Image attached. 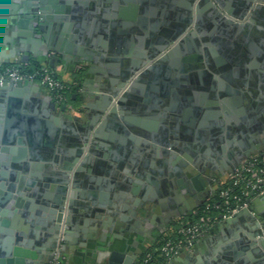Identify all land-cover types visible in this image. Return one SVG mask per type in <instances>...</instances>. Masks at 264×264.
Masks as SVG:
<instances>
[{
	"label": "water",
	"instance_id": "1",
	"mask_svg": "<svg viewBox=\"0 0 264 264\" xmlns=\"http://www.w3.org/2000/svg\"><path fill=\"white\" fill-rule=\"evenodd\" d=\"M128 1L121 0V3L126 5ZM140 1L142 3L145 0ZM36 2L38 6L36 5L35 11L27 13V15L33 16L32 19L36 21L34 32L38 29L43 31V25L53 20L52 16L48 15L47 17L48 11H50V14L52 12L57 14L58 12H64V14L68 12V18L66 16L61 18L67 21L62 25V35H65V37H68L70 29L79 32L77 29L82 22L81 9L82 7L89 8L92 5L87 0H83V3L82 0L81 2L80 0L76 2L75 0H36ZM111 3L113 5L112 0H99L100 7L103 8L108 7L107 5ZM228 4L234 7L239 6L244 13L239 17H232L231 15L226 17L221 12L226 7L221 0H186L185 8L190 14L191 12L195 14L194 16L191 15L185 27L180 29L179 34L165 33L164 31L163 38L159 42H149L147 53L142 55L130 54L131 58L124 59L127 63L126 65L123 63L122 66L124 69V72H122L123 81L119 82L107 75L104 76L103 85L97 89L99 93L96 95L88 93L89 90L85 87L88 82L91 83L92 81L84 79L83 84H81V87H84V92L81 93L83 97L82 104L76 109L75 106L68 104L58 105L51 97H47L48 109L42 113L35 106L22 103L25 93L34 91L39 95L40 88L37 84L28 81L17 84L9 82L0 84V161L6 167L4 168L6 173L2 174V178L0 177L4 182L0 186V264H38L43 260L42 255H40L41 250H53L56 247V240L61 241V239L66 243L73 244L71 236L79 235L80 231L86 233V229L90 225L94 226L96 219L104 220L100 224L103 225L102 229L104 231L101 241L106 243V248H102L103 250L99 246L96 247L97 262L105 258L108 259L109 264H124L127 253L111 249L115 244V240L127 242L124 230L130 228L127 225H130L132 221L134 222L132 218L137 217L138 214L142 215V213L147 215L153 207L158 211L159 206H164L163 201H158L148 192L147 186L144 185L142 188V185H140L139 188L134 189L133 194L141 196L142 200L137 201L130 211L127 206L120 208L123 214L118 215L115 213V216H118L119 219L117 222H113L110 218V215H112L111 208L112 206L117 207L113 200L117 198L116 196L111 197L104 193L103 190L98 192L97 188L92 186L93 184H98V181L90 176L93 171L100 175H112L114 173V170H112L114 169L113 165H108L102 158H98L104 156L103 153L98 151V148H103L102 143L89 141L87 136H83V139L78 138V134L75 133L76 140H70L69 145L72 150L67 152L68 156H66L65 160L61 161L54 158L56 153L62 152L56 148L57 145L60 144L61 146L68 140L61 135V128L67 133V128L71 127V124L78 119L73 111H82L91 107V105L86 103L88 99H96L94 109L98 116L106 114L116 118V113L119 111L122 114L126 108L125 99L121 97L122 90H127L126 94L131 91L137 93V91L140 90L139 92H141V89L143 90L145 87L147 93L148 90H152L151 85L156 84L159 78L164 77L166 79L165 88L163 89L166 93L164 95L161 94L164 100L147 93L146 96H153L158 100V104L155 102L153 106H150L151 100L141 99L144 102L142 109H149L148 113L153 110L152 113L154 115L158 114L166 125L162 134L158 136L163 142V154L167 157L165 161L166 167L173 169L172 172L164 174L163 184L165 185L164 194L166 196L170 195L167 188H169L173 196H176L179 192L187 194L191 184L196 188L199 187L200 178H193L188 172L191 170L190 164L197 165L198 170L203 173V168L207 166V162H204L203 159H197L198 161L189 160V163H187L183 161L181 156H178L184 155L181 147H184L187 152L191 149L190 144H185V141L192 140L190 139V134L194 136V140L205 144L204 146H201L200 143L197 145V147H202V152H206L208 150L207 145H209L215 148L219 155H223L227 152V149L231 150L235 146L234 141H227V139L233 140L232 135H238L241 130L230 132L231 115L226 112L224 116L219 109L218 101H215L213 106H208L210 109L207 107L205 109L203 107L197 108V110L194 109L197 120L192 118L189 121L187 118L188 111H185L183 115L179 114L178 110L181 104L178 103L176 105L171 96V92L175 87H181L184 82L187 83L188 76L199 78L205 75L207 72L205 64L210 66L211 71L216 72L210 64L207 49L204 55L202 48L198 47L197 50H194L192 47L193 43L189 40L190 36L196 37L195 31H200V15L202 12L206 9L213 10L216 21L232 25L235 31L244 28V24L248 20H246L248 13L251 12L250 22L254 21L259 13H264V0H234ZM114 5L116 7L119 6V1H115ZM171 9L173 11L176 8L172 5ZM131 10L132 7L127 5L121 7L119 13L124 19H130ZM99 12L101 11H98V14ZM102 12H108V10ZM147 12L150 13L149 9H147ZM98 20L93 22L96 23ZM126 24L128 25V23ZM126 24L122 23V26H126ZM248 26L250 25L248 24ZM186 27L193 28V30L186 34ZM31 28L33 29V27ZM145 31L143 29L144 35ZM134 36L135 34L132 37L130 35V42L137 43V40H143L140 36ZM146 37L149 38L148 34L145 35ZM121 43H123V38L120 37L118 39V50L116 51H113V45H115L113 41L109 45L104 44L102 52H105V49L108 48L111 54H125V51L121 50ZM126 44L129 45V42ZM197 45L200 46L199 42H197ZM186 46H188L191 56L182 58L181 55L183 53L181 51H185ZM50 52L54 53V56L51 57L52 63L54 61L58 63L60 56L66 63L68 62L63 46L62 48L56 47ZM139 59H146L144 63L146 68L144 75L146 78L144 80L136 77L141 67L140 63L138 64L140 62ZM52 63L51 66L54 68L55 65ZM89 73H92V69L89 70ZM131 81H133L132 85L128 86V82L131 84ZM197 82L200 83L199 81ZM116 86H119V88L116 89ZM182 87L184 86L182 85ZM154 89L155 91L158 90L155 87ZM169 90H171L170 93L167 92ZM126 94L124 96H127ZM73 99H75V96H73ZM183 100L187 104L186 98ZM215 100L217 99L215 98ZM224 102L225 100L222 99L223 105ZM254 104L258 112V116L255 115V118L258 117L259 120L256 127H251L250 130L247 129V118L242 116L239 124L242 129L246 128L241 131L242 134L257 143L260 137L264 136V101L259 99ZM222 107L227 111L226 107ZM224 117H226V121ZM87 122L90 123L91 118ZM211 124L215 126V130H207ZM145 126L147 127L145 130L146 141L140 144L144 149L137 148L141 152H145L147 149L152 150L155 147L150 143L151 126L147 123ZM88 127L90 128L91 125ZM210 131H212L213 135ZM95 136L99 138V132ZM131 139L134 140L133 137ZM174 141H177L180 148L173 145ZM128 145L131 149L129 153L133 157L131 162L137 167L139 165L138 159H135L137 149L131 143ZM11 146L12 148H10ZM170 149H172V152H170ZM8 153H10V158ZM11 153H13L14 159H11ZM178 163L181 165L179 172ZM106 166H110L109 170L104 169ZM10 168L12 171L8 173L7 171ZM31 169L32 171L34 170L33 173L30 172ZM139 176L145 178L144 174ZM183 176L189 179V181L187 180L188 184H185V186L182 184L183 182L179 181V178ZM148 181L150 182V179ZM176 189L178 190L176 191ZM141 190L143 194H141ZM35 201L39 206L35 205ZM116 201L119 200L117 199ZM261 203L264 204V195L255 199L257 206ZM244 217H248L252 224L250 225L249 236L237 241L235 248H229L230 250L224 256L228 262L220 260L221 255L217 254L218 258L213 260L214 263L219 260L222 264H264V211L260 213L257 208L251 207L226 220L219 216V219L223 221L221 229L226 231L232 225L238 226L239 221H242ZM110 224H113L115 228H109L108 225ZM83 227L84 229H82ZM160 231L163 232L162 230ZM109 235L113 236L112 240H110L111 242L107 241ZM234 237L238 239L239 233H236ZM84 243L86 244V240ZM239 248L240 250H238ZM63 257L64 253L59 257L60 264H66V259ZM180 257L183 259V256ZM84 260L89 261L90 258L84 255ZM178 261L176 257L171 264H179ZM130 262L131 260H129L128 264H133Z\"/></svg>",
	"mask_w": 264,
	"mask_h": 264
},
{
	"label": "crops",
	"instance_id": "2",
	"mask_svg": "<svg viewBox=\"0 0 264 264\" xmlns=\"http://www.w3.org/2000/svg\"><path fill=\"white\" fill-rule=\"evenodd\" d=\"M76 1L77 0H75V2ZM118 1L120 7L127 6V3L125 5V3H121V0ZM221 1L226 6L221 10L226 17H230V15L232 17H239L244 13L239 6L234 7L228 4L234 0ZM95 2L94 0L90 2L92 7H83L81 9L80 16L83 20L79 24L80 26H78L77 31L79 32L70 29L68 37H65V35H62V25L67 21L61 18L65 16L68 18V12L65 14L64 12H58V14L52 12V14H50V11L47 10V17L50 15L53 20L43 25V31L38 29L34 32L36 21L32 19L33 16L27 15V13L35 11L36 5L38 6L36 0H0V66L16 62H20L23 65L38 64L41 68L49 67L61 80L68 84H72L75 81L74 71L77 69H84V76L81 82H78L76 85L78 87L77 93H73L71 96H75L77 100V103L71 104V106H75V109L76 107H80L83 100L81 93L84 92V87H81V84H83L84 79L92 81L91 83L88 82L85 88L92 89V91L96 92L97 83L104 78L101 72L106 70L107 66L110 64V61L106 59V56L102 52L104 48L103 45L109 44V30L105 32L99 29L97 22H93L98 19V16L96 18L93 16L92 22L91 20L89 21V19L86 21V18H88V16L90 17V14L92 15L91 12L94 9V12L97 10L101 11L99 14L97 12L100 17L105 14L106 18H110L111 16L114 17L115 11L110 9L111 7H99L97 2ZM174 2L182 7L186 6V0H172V4H174ZM104 10H108V12H102ZM20 12H22V14H20ZM250 13L246 15V20H248L245 22L244 28L237 29L236 31L232 25L219 22L218 20L216 21V16H213L211 19L210 24L213 27V31L210 34L212 35L211 40L206 44V49L210 57V64L216 72L211 71L210 66L205 64L208 73L206 72L205 75L199 78L196 76H188L187 83L184 82V84H182L184 87H182V85L181 87H175L171 92L173 102L176 103V105L178 103L181 104L178 110L179 114L183 115L185 111H188L187 118L189 121H191L192 118L197 120L194 109L197 110V108L202 107L204 109L206 107L210 109L215 101H218L219 109L224 116L226 112L231 115L230 132L233 130L243 131L245 127L242 129L239 124L241 116L247 118V129L250 130L251 127H256L259 120L258 117L255 118V115L258 116V112L254 103L255 101L258 102L259 99H263L264 101V13H259L252 22L249 21ZM248 24L250 26H248ZM81 26L82 28H80ZM31 27H33V29ZM89 27L92 28L90 29ZM62 46L65 48V57L68 59V62L66 63L60 56L58 63L57 61L52 63L51 57L54 56V53L50 52V50L56 47L62 48ZM51 63L55 65L54 68H52ZM91 69L92 73H89ZM39 88V95L34 91L25 93L24 97L28 99L24 98L22 103L35 106L40 112L44 113L48 109L46 98L51 97L54 102L55 100L48 90L40 86ZM184 98H186L187 104L184 102ZM215 98L217 100H215ZM222 99L225 100L224 105L222 104ZM95 102V98L88 99L86 103L91 105V107L82 111H73L74 115L78 117V119L71 124V128L76 134L80 132L79 129L82 123L96 114L94 109ZM222 106L226 107L227 111H225ZM144 118L145 119L142 121L149 124L157 131H161V128L166 126L158 114H149ZM224 120L226 121V117H224ZM102 125L105 126L104 123L99 124L100 127ZM211 125H209L207 130H215V126ZM241 131L238 135H232L233 140L227 139V141H234L235 146H233L231 150L227 149V152L223 155H219L217 150L209 145H207L208 150L202 152V147H197V145L198 143H200L201 146L205 144L194 140L193 135L190 136L192 140L186 142L191 146L187 155L193 162L198 161L197 159H203L204 162H207V166L203 168L204 172L201 173L197 165L190 164L193 178H200V181L199 189L191 184V188L188 190L189 192L187 194L179 193L178 196H166L164 194L165 185L163 184L165 176H161V174L160 176H153L150 172V170H152L156 173L159 171L163 173V169L165 171L167 168L162 164L165 158L157 159L146 155L147 159L144 158L145 161L142 158L138 159V162H145L148 164L150 169L146 170V173L148 177H153V179L157 181V184L152 180L149 182L141 179L139 175H136V169L134 171L132 170V172L130 169L126 168L124 171L127 174H125L124 171H115L112 175H100L95 173V171L90 174V176L97 179L98 185L100 184L99 186H102L104 193L111 197L116 196L119 200L116 201L117 199H113L116 206L124 204L130 211L137 201L142 200L141 196L134 195L133 192H126L120 187V185H122V177H127L137 184L142 183L139 184L142 185V188L144 185L147 186L148 192H150L155 199L160 202L163 201L164 203L163 207L159 206L158 211L153 207L149 210L147 215L146 213H142V215L138 214L137 217L132 218L134 222L132 221L130 225H127L128 228L130 227L128 230H124L126 231L125 235L127 237V242L124 240H115V244L111 249L127 253L124 264H128L129 260H131L130 263L136 264L143 251L153 246V243L162 233L165 234L170 228L177 227L180 224L190 223V220L187 219L188 216L194 211V208L209 201L215 196L220 181L228 177L237 167L241 166L251 157L264 152V136L260 137V140L255 143L251 138H246L245 134H242ZM103 133L106 134L105 138L107 139L105 149H108V152L115 150V148L112 149L108 143V140L111 138L109 137V133L106 132V128H104ZM103 133L102 135L104 136ZM210 133L213 135L212 131H210ZM61 135L68 140L61 146L60 144L57 145L56 148L58 150L60 149L62 152L59 154L56 153L54 158L62 161L68 156L67 152L72 150L69 143L71 138H74V135H70L68 132L66 133L63 128H61ZM123 138L116 137V145L120 143ZM10 148H12V146ZM12 154L13 153H11V159H14V155ZM8 157L10 158V153H8ZM102 159L107 164L112 162L106 159V157H102ZM235 164L237 165L235 166ZM0 165H2L0 166V177L2 178V174L6 173V169H4L6 167H4L2 161H0ZM11 171L12 169L10 168L7 172L10 173ZM30 172L33 173L34 170L32 171L31 169ZM165 172H168V170ZM3 183L4 182L0 179V186ZM98 185L93 184L92 186L97 188ZM97 191L100 192L101 190L97 189ZM167 191L169 192V188H167ZM141 194H143V191ZM168 196H170L171 199L167 198ZM121 198H124V200ZM36 201L34 202L35 205L39 206L36 204ZM251 207L257 208L260 213L264 211V204L261 203L257 206L255 204V199ZM111 219L113 222H117L119 217ZM217 219L214 226L195 244L193 252H184L177 257L179 264H213V260L218 258L217 254L221 255L220 260L228 262L224 256L225 253L230 250L229 248H235L237 241L249 236L250 225L252 224L248 217H244L242 221H239L238 226L232 225L226 231L221 229L223 221L219 219V216ZM103 221V219H96L94 226L90 225L86 229V233L80 231L79 235H72L71 240L73 244L66 243L63 239H61V241L56 240V247L53 250H41L40 255H42L43 260L38 264H51L57 253H59V256L64 253L63 258L66 259V264H109L108 259L105 258L97 262L98 257L95 253L97 246H99L100 249L106 248V243L101 241L102 235L98 232L99 226ZM82 229H84V227ZM235 232L239 233L238 239L234 237L236 234ZM112 237V235H109L107 241L112 240ZM83 240H86V244ZM238 250H240V248ZM84 255L90 258V260H84ZM180 256H183V259H181ZM175 259L176 258L172 259L168 264H171ZM215 262L214 264H222L219 260Z\"/></svg>",
	"mask_w": 264,
	"mask_h": 264
},
{
	"label": "flooded vegetation",
	"instance_id": "3",
	"mask_svg": "<svg viewBox=\"0 0 264 264\" xmlns=\"http://www.w3.org/2000/svg\"><path fill=\"white\" fill-rule=\"evenodd\" d=\"M77 1H79V0H77ZM87 1L93 2V0H91V1L87 0ZM94 1H96L97 5L100 7L99 0H94ZM115 1H117V0H112L113 5H112V3H111V5L110 4L107 5L108 8L111 7L110 9H113L115 11V14H114L115 16L114 17L111 16L110 18H106L105 14H103L101 17L99 16V20L97 19L99 21V22L97 21V23H98L97 26L99 27V29H102L105 32L107 30H109V36H108L109 44L112 43V41L115 44V45H113V51L118 50V39L120 37L123 38V43H121V50L122 51L124 50L125 54L121 53V55H118V54L114 55V54L110 53L108 48H106L105 52H103V53L106 56V59H108L110 61L109 62L110 64L107 66L106 70H103V72H101V73H103V77L107 75L110 78H114L115 80L122 82L123 81L122 80L123 79L122 72H124V69L122 66H123V63H124V65H126V63H127L124 61V59L131 58L130 54L142 55V54L147 53L148 52L147 46L149 45V42H151V43H153V42L156 43L157 41L159 42V40H161L163 38L162 36L164 35V31H165V33H169V32L171 33L172 32L173 34H179L180 29L182 27H185L187 20L189 18H191V15L194 16L195 13L191 12V14H190L189 11H187V8L182 7V6L175 4V3L172 4V0H164V1H162V0H148V2H147V0H145L142 3L140 0H129L128 1L129 4H127V5L132 7L131 18L130 19H124L123 17H121V14L119 13V10L121 7L120 6L116 7V5H114ZM80 2H81V0H80ZM172 5L175 6V8H176L173 11L171 9ZM91 7H92V5H91ZM147 9H149L150 13L147 12ZM94 10H92V12H91L92 15L90 14V17L88 16V18H86V19H89V21L91 20V22H92L93 16H95V18L98 16V14H97L98 10L95 12H94ZM89 11H91V10H89ZM202 14L200 15V31L199 32L195 31L196 37L190 36L189 40L191 43H193L192 47L194 48V50H197L198 47H201L202 53L205 55L206 44L208 41L211 40L212 35H210V34L213 31V27L210 24V22H211V19L213 18V16H215V13L213 12V10H207L206 9L204 12H202ZM122 23H125V24L128 23V25L126 24V26H122ZM143 29L146 30L145 35L148 34L149 38H147V37L145 38V35L143 33ZM185 29H186V31H185L186 34L190 33V31L193 30V28H187V27ZM140 31H141V33H140ZM134 34H135L134 37L140 36L143 38V40H140V41L137 40L138 41L137 43L130 42L129 40ZM130 35H131V37H130ZM128 42H129V45L126 44ZM197 42H199L200 46L197 45ZM161 46H162V44H161ZM187 47L188 46H186L185 51L184 50L181 51L183 53L181 55L182 58L186 57V56H191L189 48H187ZM116 59H118V61H116ZM139 60H140V62H138V64L140 63L141 67H140V70H139L136 77L137 78L139 77L140 80H144V78H146L144 75L145 70H146L144 63H145L146 59H139ZM128 66H130V65L128 64ZM116 72H118V73H116ZM103 80H104V78L101 80L102 82L99 81V83H97V85L94 84L97 86V89L101 88V86L103 85ZM132 82L133 81H131V84L128 82V86L132 85ZM165 82H166V79L164 77L159 78L156 84L151 85L152 90H148L147 93H149L150 95H155L157 98L164 100V97L161 94L164 95V93H166V91L163 90L165 88V84H164ZM154 87L157 88L158 90L155 91ZM93 88H95V87H93ZM118 88H119V86H116V89H118ZM87 90H89L88 93H91V95L92 94L96 95L99 93V92H97V90H96L97 93L92 91V89H87ZM136 90H138V89L136 88ZM139 91H137V93L134 91L133 92L131 91L130 93L126 94L127 90H122L121 97H122V99H125L124 104L126 105V108L123 110V113L120 114L118 111V113H116V118H115L114 116L110 117V116H107L106 114L98 116V113L96 112V114L91 117L90 123L87 122L89 119L82 123V126L79 129V131H80L79 133L81 135L78 133L79 134L78 138L83 139V136H87L89 141H92L95 143L101 142L103 148H98V151L103 153L104 156H107L106 159H109L112 161L108 165L114 166V169H112V170H114V172L115 171H124L126 168L130 169V171H132L133 169H136V171H135L136 175L144 174L145 178L140 177L141 179H143L145 181L146 180L148 181L150 179V181L151 180L155 181V184H157V181L155 179H153V177H148V175L146 173V170L150 169L148 164H146L145 162H138L139 165L136 167L135 165L132 164L131 160L133 157H132V154L129 153V150H131V149L128 147L129 146L128 144H130V143L136 149L138 147H139V149H144V148H142V146L140 144L142 142L146 141L145 130L147 129V127L145 126L146 123H144V121H142V120L145 119L144 117L149 115V114L153 115V113H152L153 110L151 111V113H148L149 109H146V110H145V108L142 109V104L144 103V102H142V100L143 99L151 100V102L149 104L150 106H153L155 102L158 104V100L156 97L146 96L147 93H146L145 87L143 90L141 89V92H139ZM167 92L170 93L171 90H169ZM125 94L127 96H124ZM72 99H73V97H72ZM75 103H77V102H75ZM100 123H104L105 126L102 125L100 127L99 126ZM138 124H140V125H138ZM90 125H91V127H90L91 129L88 127ZM167 127L169 128L168 125H167ZM104 128H106V132L109 133V137L111 138L110 140H108L109 145L111 146L112 149L115 148V150H113V151L108 152V149H105V143H106L107 139L105 138L106 134L103 133ZM151 128H150V131L153 134L151 133L150 143L155 146L154 149H152V150L147 149V151H145V152H141L137 149V152H136L137 156L135 157V159H139V158L147 159L146 155H149L151 158H157V159L165 158L164 161L162 162V164L164 166H166L165 161H166L167 157L165 156V154H163V149H164L163 142L158 137L159 134H162L164 127L161 128V131L155 130V128H153L152 126H151ZM67 132L70 135H74V138H71L73 141L76 140L75 131L71 127L67 128ZM98 132H99V138H97L95 136V134ZM101 132L104 134V136L102 135ZM138 132H140V133H138ZM157 132H158V134H157ZM153 135H155V136H153ZM190 136H191V134H190ZM116 137H118V138L124 137L122 139V141L120 143H118L119 145L118 144L116 145V141H117ZM131 137H133L134 140L131 139ZM187 141H185V144H187L186 143ZM137 142H139V144H137ZM182 142H184V141H182ZM173 143H174L173 145L175 147L178 146L180 148V145L177 143V141H174ZM167 150L169 151V149H167ZM181 150L183 151L184 155H178V156H181L183 161L189 163L188 161L190 160V157L187 155V151L185 150L184 147H181ZM170 152H172V149H170ZM145 153H147V154H145ZM98 158H100V157H98ZM145 159H144V161H145ZM179 164L180 163H178V166H177L179 168L178 172L181 169V165H179ZM109 168H110V166H106L104 169L109 170ZM166 170H168L167 173H170L173 171V169H171V167L166 168L165 171ZM165 171L163 169V173H161L160 171L156 173V172H153L152 170H150V172L152 173L153 176H155V175L160 176V174L161 175L163 174V176H165L164 175L166 173ZM188 172L193 177V175H192L193 172L191 170H189ZM125 174H127V173L125 172ZM184 176L182 178H179V181L183 182L182 184L185 186V184L186 185L188 184L189 179L184 178ZM121 183H122V185H120V187H122V189H124L126 192H129V193L133 192L134 189H137L140 187V185H139L140 183L137 184L127 177H122ZM97 189L102 190L103 188H102V186L99 187V185H98ZM177 190L178 189H176V191ZM171 193L172 192L169 191L170 196L172 195ZM179 193H182V192H179ZM178 195H176V196H178ZM170 196H168L167 198H170ZM121 199L124 200V198H121ZM123 207H125L124 204H122L121 206L117 205V207L112 206V208H111L112 215H110V218L116 217L115 213H117L118 215L123 213L120 210V208H123ZM117 218H118V216H117ZM102 227H103V225L99 226L98 232H100L99 233L100 235H103V233H104ZM108 227L113 228V229L115 228L113 224L108 225ZM100 229H102V230L100 231ZM126 230H128V229H126Z\"/></svg>",
	"mask_w": 264,
	"mask_h": 264
},
{
	"label": "built area",
	"instance_id": "4",
	"mask_svg": "<svg viewBox=\"0 0 264 264\" xmlns=\"http://www.w3.org/2000/svg\"><path fill=\"white\" fill-rule=\"evenodd\" d=\"M28 81L48 90L58 105L68 104V83L61 80L49 68L30 72L20 62L0 66V84L5 82L17 84ZM219 198L222 202L207 205L206 210L214 209L224 220L237 213L248 210L254 199L264 195V152L251 157L237 167L228 177L220 181ZM217 218L201 219L193 223L180 224L170 228L165 234L164 242L154 251L148 249L142 254L144 264H168L182 253H191L195 244L217 222ZM221 220V219H220ZM59 253L51 264H60Z\"/></svg>",
	"mask_w": 264,
	"mask_h": 264
},
{
	"label": "trees",
	"instance_id": "5",
	"mask_svg": "<svg viewBox=\"0 0 264 264\" xmlns=\"http://www.w3.org/2000/svg\"><path fill=\"white\" fill-rule=\"evenodd\" d=\"M25 67L27 69H29L30 72H34V71H37V70L41 69V66L38 65V64H29V65H25ZM74 72H75L74 73V80L75 81L72 84H68L69 90L67 91V94L69 96L70 104H75L76 100H73L71 96H72L73 93L74 94L77 93L78 87L76 85H77L78 82L79 83L81 82V80H82V78L84 76V69H77ZM220 185H221V183L218 184V188H219ZM218 188H217L215 196L212 199H210L209 201L204 202L202 205L196 207L194 209V211H192V213L188 216L187 219L190 220L191 223L201 221V219L208 220V219H212V218H218V215H217V213H216V211L214 209L211 208L209 210H206V206L207 205L213 206L214 204L222 202L221 199L219 198V189ZM164 239H165V236L161 235L153 243V246L148 247V250L149 251H154L155 249H157L164 242ZM146 250H144L143 253ZM142 254L139 257V260H138V262L136 264H144L143 259H142Z\"/></svg>",
	"mask_w": 264,
	"mask_h": 264
}]
</instances>
